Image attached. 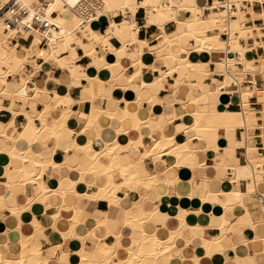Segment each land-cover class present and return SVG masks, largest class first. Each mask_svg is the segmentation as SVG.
Listing matches in <instances>:
<instances>
[{
    "label": "crops",
    "instance_id": "0c3cea01",
    "mask_svg": "<svg viewBox=\"0 0 264 264\" xmlns=\"http://www.w3.org/2000/svg\"><path fill=\"white\" fill-rule=\"evenodd\" d=\"M209 2L197 0L201 5ZM135 18L139 25L138 42L129 41L131 35L122 32L119 36L110 37L107 49L96 46L93 50L90 40L85 38L83 42L88 46V52L78 46L72 52L62 53L60 58L65 64L69 60L75 61L77 68L72 74L57 63L40 58V68L29 61L18 75L8 77L10 92L0 93L3 106L0 109V133L6 125L7 132L16 135L20 127L28 125L29 118L41 126L40 117L48 105L46 123L57 125L59 138L40 135L39 140L32 144L33 157L25 161L0 152V250L7 257L16 258L22 251V237H32L48 264H80L81 255L102 263L104 252L100 244L105 240L112 250L108 258L117 263L119 258H127L128 248H136L132 240L138 239L143 232L128 220L143 213H153L154 219L143 224L145 232L167 239L173 230L183 231V235L178 236L170 247L169 264H264V208L255 196H248L243 199V204H239L236 201L238 197L232 194L237 192V188L242 191V181H251L254 173L244 165L248 152L246 147H256L257 154L264 158V130L259 126L252 135H246V146L235 144L244 138L243 129L238 128L234 136L220 141L218 152L207 149L206 141L194 138L196 152L192 166L177 164L179 159L168 146L142 160L144 168L154 178L152 187L143 184L132 190L120 184L115 190L118 198L115 201L88 198L87 195L97 193L107 183L106 177L96 176L92 171H85L80 177L79 171L82 170L76 160L84 156L85 151L77 149L76 145L70 148L73 140L80 145L91 141L93 149L98 152L115 140L122 145H128L131 140L129 144L132 146L140 141V146H131L130 150L122 149L120 152L132 160H140L146 148L164 136L175 137L176 150L192 147H189L187 132L177 126L185 122L183 116L186 113L196 109V102L186 97L188 88L177 80L185 78L191 84H197L199 74L191 71L188 77H184L182 67L172 72V57L159 26L148 20L144 7L137 9ZM123 19L118 15L113 22L120 23ZM256 22L260 24L261 20ZM109 25L106 15L91 21V28L101 35H106ZM162 25L167 34L177 30L175 22H163ZM17 31L12 43L19 48L30 47L32 37L25 38L23 30L21 33ZM190 44L193 46L195 41L191 39ZM258 53L263 54L264 49L259 48L256 50ZM193 57L201 58L199 55ZM208 62L207 69L215 70V64ZM203 69L200 71L204 72L201 75L204 91L210 84L224 80L221 72L206 75L208 71ZM217 69L222 68L218 66ZM20 77L32 90L30 95L14 97L13 94H18L22 88ZM99 82L104 83L101 91L95 89ZM112 83L117 84L111 87ZM194 94H199L196 89ZM64 95L70 96L73 102L56 107L58 99ZM220 99L219 103L213 102L203 93L200 109H227L231 112L242 109L237 93H223ZM252 103L258 111V124L264 125V119L260 117L262 105L254 99ZM93 111L97 120L90 123ZM133 111L140 122L137 130L133 127ZM62 117L66 120L61 121ZM121 127L125 130L119 134ZM13 145V141L0 138V149L9 150ZM225 145L236 147L233 151H224ZM66 156L68 159L63 164ZM38 157L47 161L42 173H38L40 168L34 160ZM235 157L241 159L239 183L230 178L235 175V169L228 163ZM102 161L106 163L108 159L103 158ZM57 163L63 165L56 167ZM8 168L14 173L23 168L29 179L24 183L11 182L6 176ZM262 169L260 185L264 189V161ZM113 175L118 183L122 182L117 172ZM223 204L233 207L226 209ZM223 220L233 224L225 234L221 230ZM215 237H220V245L227 248L223 253L208 256L206 252L210 243L206 240L212 241ZM144 264L155 263L146 261Z\"/></svg>",
    "mask_w": 264,
    "mask_h": 264
},
{
    "label": "bare ground",
    "instance_id": "6f19581e",
    "mask_svg": "<svg viewBox=\"0 0 264 264\" xmlns=\"http://www.w3.org/2000/svg\"><path fill=\"white\" fill-rule=\"evenodd\" d=\"M11 1L0 0V93L1 91L10 92L8 77L18 75L27 62L30 61L35 67L40 68L38 65V59L40 58L57 63L69 71L70 74L74 73V68H77L75 67V61L69 60V63L65 64L60 55L72 52L78 46L86 49L88 46L84 45L85 42H83L85 38L90 40V46L93 50L96 46L107 49L110 47V37L119 36L122 32L131 35L132 38L129 41L138 42L137 32L139 25L136 21L135 13L139 7H144L148 20L156 23L161 29L164 44L166 43L172 57V72L182 67L184 77H188L191 71H196L199 74L197 84H191L185 78L180 81L179 79L177 80L188 88L186 97L196 102V109L186 113L183 116L185 122L177 126L178 129L187 132L189 147L192 146L191 149L176 150L174 146L177 144L172 134V138L164 136L156 140L152 147L146 148V152L140 160H132L127 155H121L120 153L122 149L130 150L132 145L129 142L131 140L128 145H122L118 140H115L112 143L105 144L104 150L99 152L93 149L91 141L87 140L88 143L86 141V144L80 145L76 140H73L69 146L70 148L76 145L77 149L85 151V155L76 160L82 170L79 171L81 172L79 173L80 177L85 171H92L96 176L106 177L107 183L101 186L97 193L87 195L88 198H106L110 202L115 201L118 199L115 195V190L120 184L129 189L137 188L143 184L152 187L155 183L154 178L144 168L142 160L147 155L160 153L168 146L169 149L170 146L172 147L170 151L178 157L179 163L177 164L192 166L194 165V154L196 152V144H193L194 138L206 141V145L208 144L206 146L208 147L207 149L218 152L220 149L219 145H221L220 141L230 138L231 135L234 136L238 128L243 129L244 138L241 142H236L235 144L237 145H245L246 135L248 137L252 135L256 127L259 126L260 129L264 130V125L258 124V111L252 103V99H254L262 105L260 117L264 119V53L256 54V50L259 48L264 49V0H210L206 5L197 3V0H142L141 2H138V0H18L19 3L26 5L30 12L14 25H8L6 20L11 17V12L5 8ZM36 12H39L47 19L51 26L48 28L35 26L33 19ZM101 15L109 17L110 25L106 35H101L98 31L91 28V21ZM118 15H122L124 19L120 23H114L113 19ZM257 20H261V23L257 24ZM168 21L175 22L177 25V30L172 32V34H167L162 25L163 22ZM17 30H23L25 38L32 37L30 47L23 46L19 48L12 43L13 35ZM223 35H226V37H223ZM191 39L195 41L193 46L190 44ZM141 43L147 44L145 41ZM86 52H88L87 49ZM236 54L238 55L237 57ZM193 55H199L201 58H194ZM202 57H207L208 59L204 60ZM208 61H212L215 64V70L210 71L207 69ZM218 66L222 69L218 70ZM79 68L82 69L81 67ZM202 68L208 71L206 75H211L217 71L221 72L224 80L217 84H210L207 91H204L201 79V75L204 72L201 73L200 71ZM89 80L95 82L93 79ZM259 81L260 85L258 84ZM19 82L22 88L18 94H13L14 97L30 95L32 88L26 85V80L20 77ZM244 82L248 84L246 85ZM103 84V82H99V86L95 89L101 91ZM116 84L112 83L111 87H115ZM194 89L198 91V95L194 94ZM203 93H206L208 99L216 103L221 101L220 95L223 93H237L242 109L237 112H231L227 109L211 111L208 108L202 111L199 103L200 96ZM58 100L56 107L73 102V99L68 95H64ZM1 108L3 106L0 101ZM48 110L49 106L47 105L40 117L41 126L36 124L34 119L29 118L28 125L20 127L16 135L9 134L7 126L4 125L0 138L3 140L9 139L13 141L14 145L9 150L0 149V152L4 151L9 156L19 157L25 161L33 157L32 144L39 140L40 135H50L58 139L57 125L50 126L46 123L45 118ZM107 113L113 116L112 113L108 111ZM133 113L135 117L133 127L138 129L140 122L137 113L135 111ZM95 119L96 112L93 111L90 123L95 122ZM64 120H66L65 117H62L61 121ZM124 130L125 128L121 127L118 129V133L120 134ZM81 133L83 132L81 131ZM140 144H142L140 141L134 142L131 148L140 146ZM224 147V151H233L236 145L235 147H227L226 145ZM246 148L248 152L244 165L254 173L251 174L250 172L251 181H242V191L237 188V192L232 193L238 197L236 201L239 204L243 202L244 198L255 196L256 194H260L264 198V189L260 185L264 158L257 154L256 147L248 145ZM103 158L108 159V162L102 161ZM67 159L66 156L65 160H62L63 164ZM34 160L40 168L38 173H42L47 161L42 159V157ZM240 160L235 157L228 163V165H233L234 167H232L235 169V175L230 178L237 183L241 180L239 178L241 170ZM63 164L57 163L55 165L60 167ZM228 165L227 167H229ZM178 168H180L179 165ZM115 172L123 179L121 183H118L114 178L113 174ZM6 176L11 182L22 181L24 183L29 179L23 168L18 173H14L8 168ZM237 185L238 187L240 186L239 184ZM207 197L208 194L204 195L203 199L205 200ZM258 202L264 208V199L262 201L258 200ZM223 206L226 209L233 207L228 204H223ZM148 219H154L153 213H143L138 218L134 217L128 220L129 224L140 227L143 232H141L142 235L138 239L132 240L136 248L127 249L128 256L126 259L119 258L117 263L109 259L108 256H111L112 250L107 242L102 240L100 244V249L104 252L102 263L81 255L82 262L80 264H144L146 261H152L155 264H165L168 261L169 264V258H171L170 247L174 245L178 236L183 235V231L173 230V233H170L167 239H163L158 235L144 231L143 224ZM181 223L183 224V221ZM232 225L228 220H223L221 225L222 234L231 230ZM184 227L187 226L185 225ZM219 240L220 237H215L212 241L206 240L210 243L206 252L208 256H214L227 248L221 246ZM21 241L22 251L16 258H9L0 250V264L49 263L44 256L42 257V251L32 237H22ZM112 256L115 257V255ZM58 261H61V257Z\"/></svg>",
    "mask_w": 264,
    "mask_h": 264
},
{
    "label": "built area",
    "instance_id": "2783aa9c",
    "mask_svg": "<svg viewBox=\"0 0 264 264\" xmlns=\"http://www.w3.org/2000/svg\"><path fill=\"white\" fill-rule=\"evenodd\" d=\"M7 11L11 12V17L7 19L8 25H14L19 21L23 16H27L29 14V8L18 2V0H12L5 8ZM33 23L35 26L40 28H48L51 26V23L45 19L39 12H36L34 15ZM225 36V35H224ZM255 197L262 201L264 198L260 194H256Z\"/></svg>",
    "mask_w": 264,
    "mask_h": 264
},
{
    "label": "rangeland",
    "instance_id": "374dc122",
    "mask_svg": "<svg viewBox=\"0 0 264 264\" xmlns=\"http://www.w3.org/2000/svg\"><path fill=\"white\" fill-rule=\"evenodd\" d=\"M257 11H258V9H256ZM17 32H19V33H21V32H23L22 30H18ZM24 33V32H23Z\"/></svg>",
    "mask_w": 264,
    "mask_h": 264
}]
</instances>
